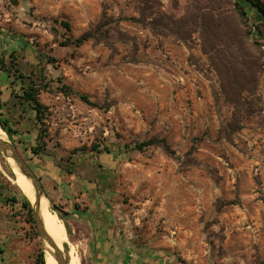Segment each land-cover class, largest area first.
<instances>
[{"label":"rangeland","instance_id":"rangeland-1","mask_svg":"<svg viewBox=\"0 0 264 264\" xmlns=\"http://www.w3.org/2000/svg\"><path fill=\"white\" fill-rule=\"evenodd\" d=\"M13 1L0 0V57L8 62L12 53L25 76L33 70L49 84L39 95L49 114L47 151L36 158L24 149L36 143L32 113L18 124L20 111L10 114L18 134L9 140L50 201L61 187L67 214L84 204L81 184L92 190L88 199L126 214L131 229L165 236L176 264H264V56L253 91L235 109L196 34L185 45L136 22L157 11L178 18L187 0ZM50 19L68 22L74 38L101 26L102 41L62 46L67 34ZM60 79L102 108L62 95ZM0 85L18 94L19 82L2 71ZM151 139L177 159L159 147L132 149ZM7 164L0 155V264H38L35 222L18 197L15 204L3 197L15 196L13 186L21 191ZM48 165L61 180L50 182ZM62 222L70 230L66 256L71 243L85 264L86 238L68 214Z\"/></svg>","mask_w":264,"mask_h":264},{"label":"trees","instance_id":"trees-1","mask_svg":"<svg viewBox=\"0 0 264 264\" xmlns=\"http://www.w3.org/2000/svg\"><path fill=\"white\" fill-rule=\"evenodd\" d=\"M15 3L13 0H9ZM188 4L184 13L175 18L164 12H154L150 20L140 18L136 20L142 27L150 29L156 35L170 36L185 45L191 40L194 34L197 35L203 54L207 57L210 68L220 79L221 89L226 101L235 109L243 107L244 92L251 93L256 85L257 76L262 68L261 59L264 56L262 46L264 45V3L261 0H187ZM50 23L63 29L67 37L62 46H73L79 48L86 42L102 41L101 26L94 30H89L81 36L74 38L71 35V25L66 21L50 19ZM262 41V42H260ZM260 43V44H259ZM262 44V45H261ZM6 62L0 57V71L4 72L7 78H12L19 82L18 94L9 88V99L6 102L0 100V128L6 133L8 138L18 131L9 127L13 121L10 114L15 110L20 111L16 124L24 120V114L32 113V121L37 126L35 136V145L24 147L32 156L39 158L47 151L46 139L48 137L47 127L44 122L48 117V108L41 103L39 95L49 84L45 82V77L37 75L30 70V74L25 76L16 63L17 57L8 56ZM50 63L55 61L49 60ZM12 83V82H11ZM10 83V84H11ZM59 91L66 97H77L81 102L93 108H102L94 102H91L87 95L75 91L71 85L60 79ZM2 91L0 89V96ZM16 99L9 104L10 99ZM21 144L22 142L19 141ZM150 147H159L163 153L177 159L174 152L164 141L151 139L143 143L134 144L133 150L143 151ZM126 149L129 146H125ZM192 146L189 153L195 151ZM27 163L28 161L25 160ZM3 164V162L1 161ZM61 168V165L56 164ZM62 170L72 175L73 171L62 168ZM9 176L14 180V175L10 172ZM42 183V178L36 175ZM14 187L15 196L4 195L6 203H18L25 211L28 222L34 226V218L29 202L21 191ZM52 210L57 213L61 220L66 219L64 212L58 205L51 201ZM65 225L67 236H70V230ZM138 228H135L136 230ZM67 249V246H64ZM38 264H45L43 253L40 251L37 255Z\"/></svg>","mask_w":264,"mask_h":264},{"label":"crops","instance_id":"crops-1","mask_svg":"<svg viewBox=\"0 0 264 264\" xmlns=\"http://www.w3.org/2000/svg\"><path fill=\"white\" fill-rule=\"evenodd\" d=\"M2 43L0 40V52L3 50ZM0 89L2 91L0 100L6 102L10 91L7 90L9 91L7 92L1 85ZM46 168L50 172V182L62 179L56 168L49 165ZM80 186L83 197L81 201L84 204L74 209H67L65 205L63 208L68 210V219L74 222L79 234L82 232V236L86 238L85 264L177 263L175 255L170 250L171 244L167 242L168 239L166 240L165 236L157 235L154 231L131 229L126 214H122L117 207H111L98 197L88 199L92 190L81 184ZM59 191L61 187L53 189L54 196L51 200L54 204L61 206L63 202L59 198ZM137 221L138 219L135 220Z\"/></svg>","mask_w":264,"mask_h":264},{"label":"water","instance_id":"water-1","mask_svg":"<svg viewBox=\"0 0 264 264\" xmlns=\"http://www.w3.org/2000/svg\"><path fill=\"white\" fill-rule=\"evenodd\" d=\"M0 155L3 157L5 162L8 158L13 161L15 169L25 179L29 186L28 192L29 195L34 198L33 203L30 200V196L24 197L29 202L32 210L35 226L39 236V241L43 250V256L44 251H46L53 260L54 264H67L65 255L62 253V251L59 250L56 242L52 240V238L47 234L46 229L44 227V221L40 217V200L42 197H45L48 200L49 208L52 212H54L51 208V201L47 197L41 181L29 167L25 159L22 158L14 144L9 140L8 136L7 141L0 139Z\"/></svg>","mask_w":264,"mask_h":264},{"label":"bare ground","instance_id":"bare-ground-1","mask_svg":"<svg viewBox=\"0 0 264 264\" xmlns=\"http://www.w3.org/2000/svg\"><path fill=\"white\" fill-rule=\"evenodd\" d=\"M0 139L7 141L6 133L0 128ZM6 162L10 166L11 170L16 175L17 179L15 183L20 187L24 196H30L28 192V184L25 179L17 172L13 165V161L11 159H6ZM30 200L33 203L34 198L30 196ZM40 217L44 221V227L46 229L47 234L56 242L58 248L66 257L67 264H80L78 255L76 253L75 246L70 243L69 250L67 251V256L65 254L64 245L69 243L68 234L65 230V225H63L62 220L57 216V213L52 212L49 208L48 200L45 197H42L40 200ZM44 261L45 264H54L53 260L49 256V254L44 251Z\"/></svg>","mask_w":264,"mask_h":264}]
</instances>
